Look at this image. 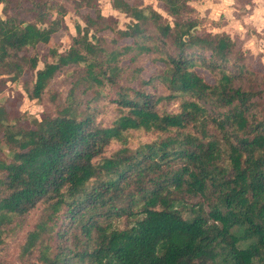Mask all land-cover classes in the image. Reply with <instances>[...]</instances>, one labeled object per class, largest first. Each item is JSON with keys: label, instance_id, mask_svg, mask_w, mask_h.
<instances>
[{"label": "trees", "instance_id": "trees-1", "mask_svg": "<svg viewBox=\"0 0 264 264\" xmlns=\"http://www.w3.org/2000/svg\"><path fill=\"white\" fill-rule=\"evenodd\" d=\"M162 1L173 22L113 0L132 19L122 30L98 0H77L96 16H84L68 51H51L55 60L36 71L30 93L40 99L58 73L75 67L65 103L30 122L14 105L0 108V244L43 205L22 248L40 264H264V74L230 35L201 26L190 0ZM5 2L18 14L0 18V64L17 78L39 63L20 54L49 45L61 27L39 26L49 3ZM25 12L35 22L24 21ZM142 54L162 65L147 80L131 70ZM158 85L169 94L159 95ZM101 100L118 110L111 127L96 123ZM177 100L178 113L160 108ZM137 130L161 137L133 149L127 136ZM114 142L122 147L107 156Z\"/></svg>", "mask_w": 264, "mask_h": 264}, {"label": "rangeland", "instance_id": "rangeland-1", "mask_svg": "<svg viewBox=\"0 0 264 264\" xmlns=\"http://www.w3.org/2000/svg\"><path fill=\"white\" fill-rule=\"evenodd\" d=\"M39 1L49 3L47 22L39 26L49 28L54 22L61 29L53 35V40L49 45L40 44L36 48H30L20 54V56L28 57L37 55L39 59L37 69L34 71L27 66L25 71L16 78L15 73H6L7 68L0 64V108L5 107L11 111L14 105L18 117L25 119L24 122H30L34 118L41 121L45 115L55 116L65 103L74 82L70 73L76 68H65L50 82L40 99H32L30 93L36 71L43 69L47 63L55 60L51 51L56 50L63 53L69 50L73 40L78 37V28L81 27L84 30L86 27L85 15L96 16L94 9L78 8L77 0H15L16 4L21 2L26 7H31ZM126 1L130 5L153 8L173 22V19L165 12L162 0ZM14 6V3L8 6L5 0H1L0 18L6 19L9 14H18L17 9H12ZM189 6L192 8L191 15L200 21L201 26L214 34L226 33L230 35L236 42L238 49L245 52L247 62L264 74V0H190ZM97 7L104 17L116 19L119 29L125 30L132 22L129 16L113 8V0H98ZM33 15L25 12L21 18L27 23L35 22L36 17ZM92 34L93 31L89 34L90 39ZM101 35L109 40L111 38V33ZM130 56L132 57V55ZM153 60L152 55L142 54L131 66V70H141V76L147 80L159 68H162L161 64L155 63ZM121 65L126 69V73L121 79L125 83V78L130 73L129 58L123 59ZM198 71L209 82H214L213 77L207 71L202 69H198ZM2 81H5V84ZM157 89L159 95L169 94L162 85H158ZM89 97L88 94L86 98L83 97V100H87ZM179 105L180 100L164 101L160 104V108L170 113H178ZM96 107L98 109L96 123L102 127H111L118 118L116 106L111 105L107 100H101ZM191 132L193 133L194 130ZM127 137L128 147L135 149L141 144L158 140L161 134L154 131L137 130L132 131ZM121 147L120 143L114 142L108 148L106 155L111 156ZM43 209V205H38L23 220L7 229L0 244V264H40L36 253L24 258L22 248L28 232L33 230L40 220Z\"/></svg>", "mask_w": 264, "mask_h": 264}]
</instances>
